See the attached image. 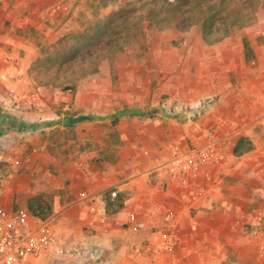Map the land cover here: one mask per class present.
<instances>
[{
	"label": "crops",
	"instance_id": "0c3cea01",
	"mask_svg": "<svg viewBox=\"0 0 264 264\" xmlns=\"http://www.w3.org/2000/svg\"><path fill=\"white\" fill-rule=\"evenodd\" d=\"M73 1L0 0V147L7 151L3 152V160L11 158V153L24 154L32 171L34 164L39 163L37 170L46 182L29 199L49 193L44 190L47 185L56 193L49 202L51 212L47 219L54 221L52 227L59 244L41 257L40 264H136L153 251L145 239L150 229H165L164 218L169 209L176 214L174 227L179 246L164 255L153 251L160 262L263 263L264 238L244 234L242 223L248 218L249 194L255 192L251 190H257L258 183L264 180V51L232 35L185 48L189 55L187 65L195 72L181 102L196 104L199 97L210 100L199 110L201 116L195 126L174 117L168 118L165 125L157 124L155 128L162 133L161 144L186 151L206 142L209 137L205 132L212 129L214 138L232 142V150L240 139L249 146L216 166L220 183L189 208L180 204L175 190L165 184L163 163L170 156L165 146L149 156L137 151L129 155L131 160H125V152L113 166L107 162L110 158H101V147L95 144L102 142V137L97 132H82L83 128L90 130L98 124L86 122L87 116L60 112L67 108L65 92L51 87L39 89V109L23 107L9 98V88L19 97L28 96L33 89L29 70L42 46L37 45L42 41L41 34L70 12ZM259 30L264 34L263 26ZM121 96L125 103L130 102L128 92L123 91ZM80 98L75 96L74 109ZM136 98L134 111L139 115L145 97L138 92ZM181 102L174 113H181ZM63 116L72 117V123L63 126ZM54 132L61 137L57 139ZM127 134L120 133L122 143L126 142L125 136L130 139ZM86 142L92 143L91 147ZM70 144L72 150L68 148ZM58 147L60 152L56 153ZM46 161L57 165L59 173H50ZM113 190L115 196L111 195ZM0 202L14 210L5 200ZM131 212L146 222V230L135 233L128 228ZM63 255L67 259L61 262Z\"/></svg>",
	"mask_w": 264,
	"mask_h": 264
},
{
	"label": "rangeland",
	"instance_id": "374dc122",
	"mask_svg": "<svg viewBox=\"0 0 264 264\" xmlns=\"http://www.w3.org/2000/svg\"><path fill=\"white\" fill-rule=\"evenodd\" d=\"M126 1L74 0L69 13L44 29L45 32L41 34L42 41L37 44L42 46L38 49L29 70L33 89L29 91L28 96H34L38 100L41 97L39 89L45 87L68 94V100L64 103L67 108L60 109V112L87 116L89 118L86 122L93 121L98 124L90 130L83 128L82 132H97L102 137V142L95 144L101 147V158H110L107 162L113 166L117 165L125 152V160H131L129 155L136 154L137 151L147 156L155 152L162 145L159 140L162 133L155 128L157 124L165 125L168 118L174 117L177 121H190L194 125L201 116L202 106L210 100L199 97L196 104L183 105L181 102L186 97V84L195 72V68L191 69L187 65L189 61L186 58L189 55L188 49L185 48L204 41L200 27L193 25L185 31H180L174 26L157 28L154 24L148 25L141 14L142 8L137 7L131 15L125 12L123 6ZM255 3L254 21L231 26L218 41L231 35L237 36L248 45L253 43L257 50L264 51V34L259 30V26L264 27V0H255ZM127 15L124 25L120 21L123 19L121 16ZM108 28L115 35L116 32L121 33L117 34L118 42L112 41L113 33H110L111 41L109 39L110 43L104 45L101 37L106 34ZM48 29H52V32ZM250 51H253L252 48ZM123 91L129 93V103H125L126 99L122 98ZM138 92L145 97V104L141 105L142 113L139 115L134 111ZM76 95L81 98L77 104L78 108L74 109ZM212 99L215 100V97ZM180 102L181 113L176 114L174 109ZM212 131L208 130L205 134L209 137V132ZM57 133L54 132L59 139L61 135ZM120 133L127 134L130 139L125 136L126 142L122 143ZM91 145L92 143L86 142L87 147ZM198 145L200 144L193 147ZM164 146L168 149V154L174 150L169 144L161 147ZM68 148L72 150L74 147L70 144ZM0 152L6 153V148L0 147ZM55 152H60V147L55 149ZM230 152L229 155L234 153V150ZM107 162L104 160V163ZM40 165L42 166L41 163ZM37 166L38 162L34 164L32 171L31 162L24 154L11 153V158L1 159L0 199L12 205L13 209H28L26 202L29 197L35 191H41L43 183L46 182ZM45 166L50 173H59V168L55 167L57 165L52 161H46ZM256 188L258 189L251 190L255 191L254 193L249 194L250 199L246 207L248 218L242 223L244 234H251L254 225L253 214L264 208V180L259 182ZM44 190L49 192L43 196L45 201L50 202L55 198L56 193L49 189L48 185ZM47 217L49 216L41 219ZM48 220L53 224V219ZM259 228L262 234L259 238L262 239L264 218Z\"/></svg>",
	"mask_w": 264,
	"mask_h": 264
},
{
	"label": "built area",
	"instance_id": "2783aa9c",
	"mask_svg": "<svg viewBox=\"0 0 264 264\" xmlns=\"http://www.w3.org/2000/svg\"><path fill=\"white\" fill-rule=\"evenodd\" d=\"M8 96L23 107L40 108L37 98L19 97L13 88L8 89ZM213 136L215 134L209 132V139L206 142L186 151L175 148L163 163L167 177L165 184L175 190V197L183 206L190 208L194 201L221 181L219 174L215 172L216 166L231 153L232 142ZM3 157V152H0V160ZM111 195L115 196L116 190L111 191ZM263 218L264 208L253 214L252 236L262 235L259 226ZM175 219L174 210L169 209L164 218L165 229H150L145 241L151 244L154 252H161L164 255L178 248ZM127 226L131 231L140 233L146 230L148 225L137 213L131 212L128 215ZM58 244V236L48 219H40L25 208L9 210L0 202V264H40L41 257ZM153 251L143 256L136 264H168L155 258ZM84 254L88 257L87 252L84 251ZM66 259L67 256L63 255L60 261L64 262ZM184 264L192 263L186 261Z\"/></svg>",
	"mask_w": 264,
	"mask_h": 264
},
{
	"label": "trees",
	"instance_id": "16d2710c",
	"mask_svg": "<svg viewBox=\"0 0 264 264\" xmlns=\"http://www.w3.org/2000/svg\"><path fill=\"white\" fill-rule=\"evenodd\" d=\"M137 7L142 8L141 14L147 24H154L157 28L174 26L180 31H185L193 25H198L206 42L218 41L235 24L253 22L256 12L255 0H127L123 9L131 15ZM121 17V23L126 25L128 15ZM110 33H113L112 41L118 42L117 34L121 32H116L115 35L108 28L106 34L101 37L104 45L110 43ZM247 149L249 146H245L244 141L240 139L234 153L240 154ZM27 207L33 215L40 218L48 216L51 212L50 203L41 195L29 199Z\"/></svg>",
	"mask_w": 264,
	"mask_h": 264
},
{
	"label": "water",
	"instance_id": "95a60500",
	"mask_svg": "<svg viewBox=\"0 0 264 264\" xmlns=\"http://www.w3.org/2000/svg\"><path fill=\"white\" fill-rule=\"evenodd\" d=\"M72 123V117L70 116H63L62 118V125L63 126H68Z\"/></svg>",
	"mask_w": 264,
	"mask_h": 264
}]
</instances>
